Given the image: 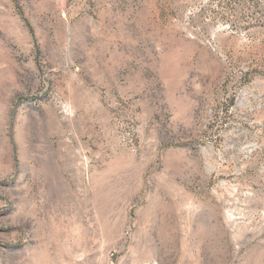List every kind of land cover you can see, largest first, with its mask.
Masks as SVG:
<instances>
[{
	"label": "rangeland",
	"instance_id": "374dc122",
	"mask_svg": "<svg viewBox=\"0 0 264 264\" xmlns=\"http://www.w3.org/2000/svg\"><path fill=\"white\" fill-rule=\"evenodd\" d=\"M0 264H264V0H0Z\"/></svg>",
	"mask_w": 264,
	"mask_h": 264
}]
</instances>
